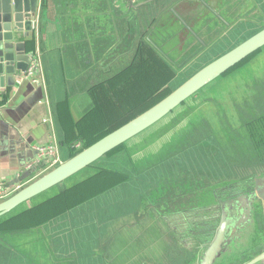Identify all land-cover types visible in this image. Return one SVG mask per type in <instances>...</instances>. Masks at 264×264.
Masks as SVG:
<instances>
[{
  "label": "rangeland",
  "instance_id": "374dc122",
  "mask_svg": "<svg viewBox=\"0 0 264 264\" xmlns=\"http://www.w3.org/2000/svg\"><path fill=\"white\" fill-rule=\"evenodd\" d=\"M162 1L150 6L155 9V13H159V20L163 14L169 13L170 7L179 0H164L167 3L165 6ZM222 6L225 14L223 24L217 23V20H201L193 26L196 37L192 34L189 36L186 32L179 34L177 30L175 33L170 31V42L165 47L162 46L159 50L160 45L158 48L152 46L153 56L149 55V58L159 63L156 65L157 69H145L138 64L134 66L138 68L129 69L123 75V68L128 64L120 60L119 50L123 44L114 46L115 50L111 52L109 62L112 63L113 69L110 76L115 75V78L107 85L109 91L108 88L106 91L105 85L102 87L106 93L109 92V97L104 108L101 107V91L93 88L95 92L92 102L94 101L95 110L99 115H110L113 124L120 123L114 126L108 123L100 132L108 131L111 126L115 128L153 106L207 64L264 28V0H226ZM163 11L166 12L160 16ZM68 13L64 8L58 17L67 20ZM144 13L150 14L147 9ZM187 13L185 10L184 14ZM140 14L144 15L143 10ZM208 18L211 16L205 17ZM153 21L154 18L150 22ZM258 56H264V52L252 58ZM255 69L240 74L235 72L230 78L217 79L218 82H213L204 89L203 97L198 102L189 101L179 107L178 112L152 128L141 141L97 161L92 169H111L126 175L127 179L97 196L78 202V206L88 202L85 206L88 212L85 216L81 214L72 220L78 236L77 244L82 240H92L93 247L97 250L105 246L106 251H109L110 243L106 230L110 222L128 216L124 228L132 229L137 225L132 213L143 207V220H138L136 228L142 238L132 249L143 248L145 235L155 238L161 233V229H166V233L162 237L165 246L161 248L163 252L160 262L144 258L139 264H194L196 258L194 259L193 250L197 239L185 237L182 240L178 237L188 229L189 223L199 224L203 219L215 216L217 212L213 207L200 205V197L204 196L201 195V190L217 191L215 187L224 179H239L237 183L240 184L249 179L248 175L264 172V70L258 71L259 66ZM248 71L254 76L250 85L244 83L249 77ZM199 105H203L200 110L203 122L185 126L183 133L179 129L182 133L180 135H167L175 129L174 126H183L182 120L196 111ZM189 122L187 120V123ZM159 126L160 128H157ZM165 135L169 136L168 140L164 139ZM173 137L175 141L172 140ZM156 140H160L159 146L152 145L143 150ZM166 140L171 142L170 147L164 144ZM92 172H82L62 185L86 179ZM58 187L47 191L45 195L55 193ZM189 200L191 206L188 208ZM205 200L208 201L207 198ZM41 220L46 222L45 218ZM25 225L28 223L24 221L18 228L14 222L5 225L6 230L0 234V264H35L30 256L29 260L24 262L17 258L14 252L6 250L9 244L7 234L22 232ZM40 225L45 226L32 223L30 228H38ZM44 230L50 231L49 228ZM101 252L78 253L76 258L86 260L76 262L85 264L90 259L89 264H112L107 259L109 256L106 257L104 252ZM92 258H95V261ZM70 259L56 257L49 260L62 264ZM233 262L235 263V259Z\"/></svg>",
  "mask_w": 264,
  "mask_h": 264
},
{
  "label": "crops",
  "instance_id": "0c3cea01",
  "mask_svg": "<svg viewBox=\"0 0 264 264\" xmlns=\"http://www.w3.org/2000/svg\"><path fill=\"white\" fill-rule=\"evenodd\" d=\"M42 1L48 12L47 20L43 22L40 18L30 38L22 36L17 40L25 42L30 54L37 52L40 55L39 81L35 82L25 74L23 79H17L14 87H7L5 94L0 93V181L10 194L48 169V162L39 160L35 147L54 142L58 146L60 160L66 161L95 137L96 127H103L102 122L106 118L99 115L92 102L95 92L92 89L105 82L112 68L109 62L111 49L95 43V38L105 40L106 21L97 23L91 15H87L81 19L80 31L69 32L64 19L58 17V0ZM248 73L251 84L253 75L250 71ZM106 100L101 98V107L104 108ZM83 181L62 185L55 193L37 197L1 218L0 226L8 221L17 224L16 228L23 221L28 223L22 232L7 234L9 244L6 250H11L24 262L30 256L35 264H57L56 260H49L56 257L71 258L62 264H77L76 260H86L76 258L78 253L87 251L95 254L101 250L102 254L104 252L106 257L109 256L108 261L115 264L117 259L113 257V250L118 235L115 231L121 229L125 217L110 222L107 227L109 251L105 246L97 250L92 240H82L77 244L78 236L72 220L87 214L85 206L88 202L79 206L76 203L70 210L57 215L53 212L44 215V209L40 207L32 215L19 218ZM43 218L46 222L41 220ZM32 223L45 226L31 229ZM45 228L50 231H45ZM89 260L85 264H89ZM92 260L95 261V258Z\"/></svg>",
  "mask_w": 264,
  "mask_h": 264
},
{
  "label": "water",
  "instance_id": "95a60500",
  "mask_svg": "<svg viewBox=\"0 0 264 264\" xmlns=\"http://www.w3.org/2000/svg\"><path fill=\"white\" fill-rule=\"evenodd\" d=\"M44 7L42 0H0L1 94H5L7 87H14L17 79H23L29 68L32 54L27 52L25 42L17 40L22 36L24 39L30 38L37 17L43 22L47 20L48 12ZM263 48L264 28L207 64L151 108L92 145L80 149L68 160L60 161L1 200L0 219L82 172L97 171L92 169L97 161L163 121L189 99ZM248 176L247 181L240 183L243 186L237 183L239 179H224L215 187L217 191L201 190L204 196L200 197V205L213 207L217 212L199 224L189 223L188 229L178 237L182 240L185 237L197 239L193 250L196 258L194 264H264V172H254ZM249 186L253 187L252 192H249ZM232 191H235V196L229 201L227 196ZM190 206L191 200L187 202V207ZM132 215L138 225V220H143V207ZM127 217L117 231V245L113 250V257L117 261L114 263L139 264L144 258L160 262L161 248L165 246L162 237L166 229H161L155 238L145 235L143 248L133 250L142 237L136 229L137 225L132 229L124 228Z\"/></svg>",
  "mask_w": 264,
  "mask_h": 264
},
{
  "label": "flooded vegetation",
  "instance_id": "af4514ba",
  "mask_svg": "<svg viewBox=\"0 0 264 264\" xmlns=\"http://www.w3.org/2000/svg\"><path fill=\"white\" fill-rule=\"evenodd\" d=\"M126 1L127 0L57 1L58 15L64 11V8L69 11L68 19L64 20L65 23H68L66 26L69 32L77 33L80 31L82 24L81 19L87 15H91L92 19L97 23L104 20L106 21L107 31L105 40L101 41L99 38L95 37H93V39L95 38V43L98 46H105L111 49V52L115 50L114 46H117L119 43V46L123 44L121 50H119L120 60L122 63H128L124 68L122 67L125 69L122 71L123 75H125L129 69L138 68L134 67L138 64L145 69H157L158 67L156 65L159 63L151 60L149 55L153 56V47L158 48L160 45V50L162 46L165 47L166 44L170 42V31L175 33L177 30L180 32L179 34L186 32L187 35L190 36L192 34L196 37L193 26H196L197 22L201 20L202 22H213L217 20L216 22L220 24L225 22L224 7H221V5L226 0H179L174 6L172 5L173 7L171 6L172 8L170 7V14H163L166 11L160 14V16L163 14L160 20L158 19L159 13H155V9L150 7L152 3L156 2V4H158L160 0ZM162 2H164L162 3L163 6L167 4L164 0ZM145 9L149 10L151 15L144 13ZM141 10H143L145 16L140 14ZM185 10L188 11L187 14H184ZM207 16H211V18L205 19ZM153 18L154 21L152 23L150 21ZM111 65L112 64H110V66ZM111 71H113L112 68L108 71L109 73L105 82L95 87L101 91L103 99L109 97V92L106 93V91L107 88L108 91L110 88L107 85L115 78V75L110 76ZM103 85H105L106 91L102 88ZM170 145L171 142L168 143L169 147ZM252 189L253 187L249 186V192H252ZM234 196L235 191H232L228 194L227 199L229 201L233 200Z\"/></svg>",
  "mask_w": 264,
  "mask_h": 264
},
{
  "label": "trees",
  "instance_id": "16d2710c",
  "mask_svg": "<svg viewBox=\"0 0 264 264\" xmlns=\"http://www.w3.org/2000/svg\"><path fill=\"white\" fill-rule=\"evenodd\" d=\"M263 52H264V48L262 50L258 51L257 53H255L254 55L250 56L246 60H244L242 63H240L239 65H237L236 67H234L233 69H231L229 72H227L225 74V76L220 77V78H228V77L230 78V77L234 76L233 74H235V72H237V74L244 73L247 70H253V69H255L257 66H259V68H260L258 71H260L262 69L264 70V56H262V57L258 56V58L256 57L254 59L252 58V57H254V56L258 55V54L259 55L262 54ZM255 71H257V70L255 69ZM251 77H254V76H251ZM215 82H218V80L215 81ZM244 83L246 85H250L249 77H247L245 79ZM210 85H212V84H210ZM203 93H204V89L199 94H197L194 97H192L191 99H189L186 103H188L189 101L198 102L200 100V98L203 97L202 96ZM186 103H184V104H186ZM202 106L203 105H199L196 111L192 112L188 117H185V119L182 120V125L183 126H174L175 129L172 130L170 133H167V135H169V134L172 135V136H175L176 134L177 135H180V134L183 133L185 126H187V125H193L194 126L196 124L199 125V123L203 122V117L200 116V110H201V107ZM151 107H148L147 109H149ZM179 110L177 109L172 114L178 112ZM143 112H140L139 114H141ZM138 115H136V116H138ZM136 116H134L133 118H135ZM133 118H130V120H132ZM167 118H165L163 121L165 122V120H167ZM130 120H127L126 122L120 124L119 126H117L115 128H112L114 125L119 124L120 123L119 122L120 120L118 121L119 123L116 122L117 124L116 123L113 124L112 123V120L109 119L108 118V115H107L106 118H104V122H102V126L103 127H99V128L96 127V129H95L96 130L95 131L96 132L95 137L92 140H90L87 143H85V145H84V147L82 149H84V148L92 145L97 140L101 139L102 137L106 136L107 134H109V133L113 132L114 130L118 129L119 127H121L122 125L126 124ZM187 120H189L190 122L187 123ZM163 121H161L159 124L155 125L152 128H155L156 126L160 125ZM108 123H112L113 124V126H111L112 129L110 128L106 132H100L101 129H104V127L105 128L107 127V124ZM152 128L149 129V130H147L143 134L137 136L136 138L132 139L131 141H129L128 143H126V145H122L119 148L115 149L114 151L110 152L108 155H111L112 153L120 150L123 147H126V146L130 147L131 144H133L134 142L137 143V142L141 141L143 138H145V134L147 132H149L150 130H152ZM157 128H160V126L157 127ZM179 129H180V131L182 133L178 131ZM167 135H165L164 139L167 138V140H168L169 139V136H167ZM167 140H166V142H167ZM172 140L175 141L176 140L175 137H173ZM159 142H160V140H156V141H154V144L152 143L148 148H144L143 150L149 149L152 145H153V147L154 146H159L158 145ZM166 142L164 144L166 146H168V143L170 141H168L167 143ZM140 144L144 145L145 143H140ZM167 148H169V147H167ZM162 150H163V147H162ZM79 151L80 150L76 151L75 153H77ZM126 179H127V176L126 175H123V174H121V173H119L117 171H114V170H111V169H106V168L105 169L104 168H99L98 171L93 172L89 177H87L83 182H81V184L73 187L70 191H68L66 193L64 192L63 194L58 195V197L55 198L54 200H51V201H49V202H47V203H45V204L37 207L36 209L34 208L33 211H30L28 213H24L19 218H21L22 216L23 217H26L28 214H31V213L33 214V212H36V210H38L40 207H43V209H44V215L46 213L49 214L51 212H53V215L59 214V213L65 211V210H68V209L72 208L73 206H76L78 204V202H83L84 200H86L88 198H91L93 196H97L101 192L106 191V190H108V189H110L112 187H115V186L119 185L120 183L124 182ZM19 218H17V219H19ZM17 219H15V220H17ZM10 221L12 222V221H14V219L13 220H10ZM6 224L10 225V222L8 221V222L5 223V225ZM5 225L4 226L1 225L2 227L0 226L1 227L0 228V232H4V230H6L5 229Z\"/></svg>",
  "mask_w": 264,
  "mask_h": 264
},
{
  "label": "built area",
  "instance_id": "2783aa9c",
  "mask_svg": "<svg viewBox=\"0 0 264 264\" xmlns=\"http://www.w3.org/2000/svg\"><path fill=\"white\" fill-rule=\"evenodd\" d=\"M39 22V17H37L36 23ZM37 24L35 25L36 30ZM41 72V59L37 52H33L30 57L29 68L26 72V77L33 79L35 82L39 81V75ZM37 156L39 160L44 159L48 162V169L56 166L60 163V156L58 151V146L56 143L51 142L46 145L35 147ZM10 194L9 190L4 187V183L0 181V201L7 198Z\"/></svg>",
  "mask_w": 264,
  "mask_h": 264
}]
</instances>
